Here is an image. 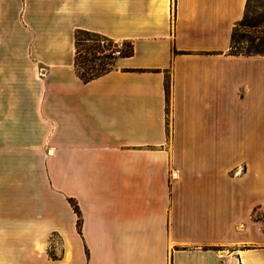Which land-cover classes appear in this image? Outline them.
I'll list each match as a JSON object with an SVG mask.
<instances>
[{"label": "crops", "instance_id": "1", "mask_svg": "<svg viewBox=\"0 0 264 264\" xmlns=\"http://www.w3.org/2000/svg\"><path fill=\"white\" fill-rule=\"evenodd\" d=\"M247 1L0 0V264H264ZM79 29L133 53L84 81Z\"/></svg>", "mask_w": 264, "mask_h": 264}, {"label": "trees", "instance_id": "2", "mask_svg": "<svg viewBox=\"0 0 264 264\" xmlns=\"http://www.w3.org/2000/svg\"><path fill=\"white\" fill-rule=\"evenodd\" d=\"M249 1V0H248ZM248 1L246 5V10L248 7ZM246 14V12H245ZM245 16V15H244ZM240 23V22H239ZM235 32V30H234ZM234 38L235 34L233 33L232 38V46H231V53L234 54H256L253 51H233L232 48L234 47ZM118 46L117 42L99 32L79 29L76 32V56H75V64L76 69L80 77L84 81L91 80L93 78H96L107 71H109L116 62V59L118 55H115L113 53V50ZM112 48L110 52H106V49ZM134 47L133 44L130 42H127L126 46L121 49L120 55H130L133 53ZM83 51H92L94 53V56L88 57L87 54L82 56ZM95 57L102 58L99 62L98 66H95L92 62ZM72 202V205L74 206L76 212L78 213V228L80 232L82 231V218H81V210L79 208V205L74 199H70ZM216 248V247H215Z\"/></svg>", "mask_w": 264, "mask_h": 264}, {"label": "rangeland", "instance_id": "3", "mask_svg": "<svg viewBox=\"0 0 264 264\" xmlns=\"http://www.w3.org/2000/svg\"><path fill=\"white\" fill-rule=\"evenodd\" d=\"M233 51L247 50L256 54H264V0H249L244 18L235 28ZM119 48L126 46L127 41H116ZM94 56L92 51H83L82 56ZM102 58L95 57L92 61L95 66L99 65ZM246 162L230 169V175L235 176L246 170ZM252 217L261 222L264 229V205H257L252 209Z\"/></svg>", "mask_w": 264, "mask_h": 264}, {"label": "built area", "instance_id": "4", "mask_svg": "<svg viewBox=\"0 0 264 264\" xmlns=\"http://www.w3.org/2000/svg\"><path fill=\"white\" fill-rule=\"evenodd\" d=\"M121 49L122 48H119L118 46L113 50V53L115 54V55H120L121 54ZM112 50V48H108V49H106V52H110Z\"/></svg>", "mask_w": 264, "mask_h": 264}]
</instances>
